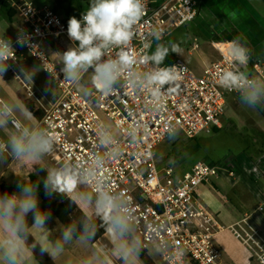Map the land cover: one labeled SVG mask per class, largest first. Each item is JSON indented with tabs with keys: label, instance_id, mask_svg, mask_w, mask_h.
<instances>
[{
	"label": "clouds",
	"instance_id": "9594fccd",
	"mask_svg": "<svg viewBox=\"0 0 264 264\" xmlns=\"http://www.w3.org/2000/svg\"><path fill=\"white\" fill-rule=\"evenodd\" d=\"M147 0H90L81 19L75 16L68 20L67 34L73 42L63 53H53L57 63L63 65L60 72L63 80L76 85L85 95L99 94L102 98L116 95L127 87L136 94H146L149 111L160 112L171 92L178 87L184 71L182 66L165 64L170 54L180 55L179 43L169 40L163 43L158 30L150 33L142 47L155 50L137 56L131 51L136 37V27L146 14ZM15 44L36 49L32 37L21 31ZM234 65L218 75V83L225 90L238 94L242 106L255 111H264V74L257 75L249 69L252 50L243 34L230 42L228 49ZM13 41L0 36V80L8 71L9 61L15 60ZM43 63L48 59L40 56ZM23 79L31 80L33 69L20 67ZM50 74V73H49ZM51 75V74H50ZM88 75V80L82 82ZM15 78H21L19 75ZM58 78V74H57ZM19 113L21 120L17 122ZM130 121L127 136L138 142L148 128L143 114L129 110ZM13 125L7 139L0 141V164L8 158L38 165V172L45 175L38 181L20 177L17 191L0 193V264H39L36 256L47 254L51 259L61 255L65 246L78 242L93 244L101 229L115 248L121 264H141V255L146 245L139 234L136 209L130 196L117 190L107 175V165L121 155L118 126L111 121L97 125V141L87 156L66 157L56 165H46L45 158L56 150L57 134L46 122L36 118L27 106L18 101L0 100V128ZM170 138L178 135V129L169 126ZM48 199L60 196L75 205L81 212L76 219L60 228V234L52 237L48 227L52 219L50 208H42L39 198L40 186ZM69 194H72L71 196ZM71 217V213H70ZM152 255H162L173 247L157 229H150ZM174 255L183 264L185 250L177 247ZM82 264H109L108 255L95 250Z\"/></svg>",
	"mask_w": 264,
	"mask_h": 264
},
{
	"label": "built area",
	"instance_id": "2783aa9c",
	"mask_svg": "<svg viewBox=\"0 0 264 264\" xmlns=\"http://www.w3.org/2000/svg\"><path fill=\"white\" fill-rule=\"evenodd\" d=\"M10 2L20 22L16 32L7 36L13 41L16 57L8 62L9 73L19 75L20 60L27 54L57 87L54 100L43 107L40 120L46 122L58 136L52 160L58 164L66 157L87 156L97 141V125L111 121L118 126L121 155L108 163L107 175L114 188L131 197L139 222V234L146 245L145 251L150 253L148 249L153 242L148 237L152 235L150 229L154 228L173 245L169 252L158 255L163 264H181L180 258L174 255L177 247L185 250L183 264H223L222 251L215 242V236L222 227L217 215L201 203L199 188L219 179L230 182L240 180L242 173L237 159L229 157L221 164L199 162L191 171L179 176L171 167L159 168L155 151L170 138L166 131L170 125L187 139H196L202 134L211 135L215 129H223L227 105L232 97L238 98L237 93L220 87L217 79L221 70L239 67L233 64L228 52L231 41L212 43L219 59L205 66L201 74H196L179 57L167 64L184 68L177 82L178 87L166 98L160 112L149 111L147 95L136 94L127 87L116 95L102 98L99 94L85 95L76 85L64 81L60 68L50 59L44 44L66 39L73 45L67 34L68 20L48 6H36L28 0ZM199 13L198 0H147L146 14L136 27L137 35L132 41L131 51L137 56L145 52L150 54L155 41L149 50L143 49L142 44L146 38L152 39L150 33L153 30L160 31L163 40L194 22ZM81 16L82 13L75 17L81 19ZM21 31L31 35L36 49L15 44ZM198 49L199 44L195 40L192 51ZM40 56L48 59L43 63ZM248 67L257 75L264 74V63L253 51ZM17 79L24 84L28 97L39 101L35 91L38 88L27 85L22 78ZM130 109L143 114L149 125L138 142H131L127 136ZM263 162L264 157L254 163L248 162L250 172L261 176ZM229 229L251 253L252 260L264 264V237L249 223L248 217Z\"/></svg>",
	"mask_w": 264,
	"mask_h": 264
},
{
	"label": "rangeland",
	"instance_id": "374dc122",
	"mask_svg": "<svg viewBox=\"0 0 264 264\" xmlns=\"http://www.w3.org/2000/svg\"><path fill=\"white\" fill-rule=\"evenodd\" d=\"M28 1L36 6H48L56 10L59 15L60 8L65 11H78L88 7V5L81 0H65L61 6L60 3L56 4L55 0ZM14 22L16 27L20 19L16 18ZM218 24L219 22L216 17L214 15L210 16L207 14L206 9H204L202 15L194 22L186 24L184 27L166 36L161 42L167 43L171 40L179 43L182 48L179 57L183 59L196 74H201L205 66L219 59V53L212 46L213 42L218 41V37L224 35V33H222L221 36L217 35L222 30ZM2 26H11L3 10L0 11V36L7 34V31H5V28ZM195 40H197L199 44V49L197 51H192V45ZM69 44L70 42L66 39L49 41L48 44H44V48L50 59L60 69L63 65L57 63L58 57L53 53H63L68 49ZM255 48L257 49V54L260 56V60L264 63V41L259 47ZM154 50L155 47L151 51ZM20 67L29 70L33 69V71H35L31 81L23 79V75L19 71L20 68L17 69L24 83L33 87L35 85L38 88V90L35 91L36 95L39 97V101L28 97L24 84L15 78V75L9 73L7 77L4 75L3 79L10 86L12 91L18 95L20 106H24L26 103L33 106L36 112L41 113L43 107H47L49 103L54 100L57 87L53 79L27 54H24V58H21ZM8 72L9 70L5 74H8ZM87 80L88 75H85L82 82H86ZM0 98L4 101L11 100L3 93L1 87ZM16 119L18 121L21 120L19 113H17ZM9 129L10 132L13 130L11 124H9ZM10 132L5 131L4 128H0V137L6 140ZM260 156L264 157V118L258 111L242 106L239 98L236 97H232L227 105L223 117V129L219 133H213L211 135L202 134L196 139H187L182 134H178L176 137L169 138L160 144L155 151V160L159 168L166 169L171 167L179 176L191 171L199 162L221 164L228 157H232L237 159L238 163L240 161V166L242 168L245 166L242 162L243 160L254 163L256 158H260ZM44 163L49 166L57 164L56 161L52 160L51 156L46 157ZM27 165V173L37 174L40 179L43 178L45 173L38 172V165H31L29 163ZM69 195L71 196L72 194ZM68 220L69 215L65 214L55 225L61 228ZM107 241H109V238H107ZM101 245L106 246V242H102ZM113 255L114 259H116L115 254ZM147 256L156 264H163L158 255L148 253ZM113 264H121V262L119 260H114ZM141 264L144 263L141 261Z\"/></svg>",
	"mask_w": 264,
	"mask_h": 264
},
{
	"label": "crops",
	"instance_id": "0c3cea01",
	"mask_svg": "<svg viewBox=\"0 0 264 264\" xmlns=\"http://www.w3.org/2000/svg\"><path fill=\"white\" fill-rule=\"evenodd\" d=\"M64 1L55 0V3H60L61 6ZM81 1L89 7L90 0ZM198 1L200 2L198 18L202 15L203 10L206 9L207 14L216 17L219 22L218 25L222 28L221 32L217 34L218 36L232 31L243 34L249 44V48L260 59L255 47H259L264 41V0ZM2 2L3 0H0V11L2 10ZM87 8L78 11H65L60 8V16L65 20H69L73 16L84 13ZM16 18L18 17L16 16ZM14 23H10L11 26L9 27L2 26L7 31V36H11L16 32L17 25L15 27ZM70 46L73 45L69 44L68 48ZM174 55L175 58L179 57L177 54ZM173 60L169 55L165 60V64L171 63ZM4 75L7 77L9 72ZM0 87L7 97L18 101V95L12 91L4 79L0 80ZM0 99L3 100L2 98ZM4 130L10 132L9 125ZM1 140L4 141L2 138ZM260 158L262 157L260 156ZM260 158H256V161ZM242 162L245 166L241 168L240 161L239 163L238 160L236 161L242 173L240 180L230 182L226 179H219L199 188L201 203L209 211L217 215L222 227V230L215 236V242L222 251L223 264H258L252 260L248 249L232 234L229 229L232 225L248 217L249 223L264 237V164L261 166L263 173L261 176H256L250 172L248 162L246 160ZM27 164V162L16 161L10 157L5 163L0 164V193L15 192L16 184L20 177L28 179L30 174L27 173ZM60 219L54 218L48 222V227L53 229L51 237L53 239L60 234V227L55 225ZM107 238L106 234L100 241L88 246L72 242L66 245L64 252L55 259H51L47 254L44 256L48 257L54 264H82V261L91 256L95 250H101L108 255L109 264H113L114 260L118 259H114L115 248L110 239L107 241ZM104 241L106 246L101 245Z\"/></svg>",
	"mask_w": 264,
	"mask_h": 264
},
{
	"label": "trees",
	"instance_id": "16d2710c",
	"mask_svg": "<svg viewBox=\"0 0 264 264\" xmlns=\"http://www.w3.org/2000/svg\"><path fill=\"white\" fill-rule=\"evenodd\" d=\"M2 10L5 12L6 16H7V20L10 23L14 22V19L17 16V11L15 10V8L12 6L10 0H3L2 2ZM239 32L236 31H232V32H227L225 33L222 37H218L217 40L218 41H232L234 39V37H236L237 35H239ZM248 47L249 44L247 43ZM172 59H175V55L170 54ZM168 64H170V62H168ZM24 106H27V108L33 112V114L36 116V118L38 120H41V113L36 112L33 108V106H30L29 104H24ZM259 114L264 118V111H258ZM221 130H214V133H219ZM28 179H32L33 181H38L40 180L39 176L37 174H30ZM17 191V188H16ZM39 198L41 201V207L42 208H50L52 211V219L54 218H62L65 214L69 215V219H76L79 217V215H81L80 210L73 205L72 207H69V201L67 199H63L60 196H56L53 199H48L45 194H44V190H43V185L41 184L40 186V191H39ZM70 213H71V217H70ZM51 219V220H52ZM50 220V221H51ZM49 221V222H50ZM69 222V220L67 221V223ZM106 235V233L104 232L103 229L100 230V232L98 233L97 239L96 241L93 243H97L98 241H100L102 238H104V236ZM147 252L144 251L141 255V261L144 264H156L151 258H149L147 256ZM36 259L39 261V264H54L48 257L43 256L40 257L39 255L36 256Z\"/></svg>",
	"mask_w": 264,
	"mask_h": 264
}]
</instances>
